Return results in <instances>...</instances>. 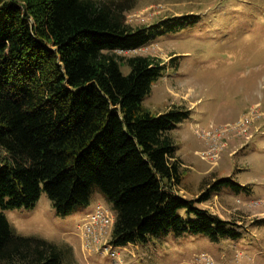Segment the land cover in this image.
<instances>
[{"label": "trees", "instance_id": "trees-1", "mask_svg": "<svg viewBox=\"0 0 264 264\" xmlns=\"http://www.w3.org/2000/svg\"><path fill=\"white\" fill-rule=\"evenodd\" d=\"M134 0H0V264H70V249L14 232L3 210L44 192L57 216L97 188L114 212L109 243L144 245L170 232L235 239V224L175 195L183 169L170 132L188 110L143 105L163 67L115 54L144 45ZM128 66V73L120 71ZM236 187L221 178L212 187Z\"/></svg>", "mask_w": 264, "mask_h": 264}, {"label": "rangeland", "instance_id": "rangeland-1", "mask_svg": "<svg viewBox=\"0 0 264 264\" xmlns=\"http://www.w3.org/2000/svg\"><path fill=\"white\" fill-rule=\"evenodd\" d=\"M126 21L150 38L115 54L163 67L143 105L190 115L170 132L183 169L174 194L202 197L196 205L233 222L238 236L212 242L168 232L144 245H110L114 212L97 188L68 216H57L44 192L3 215L17 234L67 246L70 264H264V0H134ZM221 178L236 187L213 188Z\"/></svg>", "mask_w": 264, "mask_h": 264}, {"label": "built area", "instance_id": "built-area-1", "mask_svg": "<svg viewBox=\"0 0 264 264\" xmlns=\"http://www.w3.org/2000/svg\"><path fill=\"white\" fill-rule=\"evenodd\" d=\"M90 215V214H89Z\"/></svg>", "mask_w": 264, "mask_h": 264}]
</instances>
